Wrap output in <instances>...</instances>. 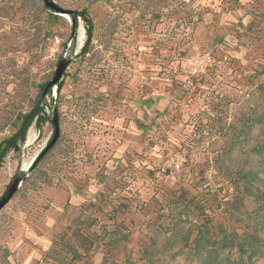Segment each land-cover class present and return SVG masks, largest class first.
Returning a JSON list of instances; mask_svg holds the SVG:
<instances>
[{
  "label": "rangeland",
  "instance_id": "1",
  "mask_svg": "<svg viewBox=\"0 0 264 264\" xmlns=\"http://www.w3.org/2000/svg\"><path fill=\"white\" fill-rule=\"evenodd\" d=\"M53 2L87 11L84 57L81 17L70 39V15L42 0H0V142L36 104L49 118L34 121L3 159L0 198L15 177L27 178L0 212V264H66L54 245L74 230L88 238L79 264L104 256L142 264L145 250L156 253L169 238L168 216L246 229L229 182L238 170H257L264 189V166L246 149L222 154L241 119L263 106L264 0ZM63 57L61 89L42 99ZM53 110L58 139L28 171L53 136Z\"/></svg>",
  "mask_w": 264,
  "mask_h": 264
},
{
  "label": "trees",
  "instance_id": "2",
  "mask_svg": "<svg viewBox=\"0 0 264 264\" xmlns=\"http://www.w3.org/2000/svg\"><path fill=\"white\" fill-rule=\"evenodd\" d=\"M71 17L75 19L81 17L86 25V41L78 54L84 57L89 52L93 26L86 10L72 12ZM44 88L45 86H41L42 92ZM60 89L61 85H57L56 91L58 92ZM261 92L264 93V89ZM43 113V110L36 104L29 112L19 117V126L15 133L0 142V168L6 153L18 151L19 146L25 142L27 131L34 121L35 123L49 121V118L43 116ZM252 113L253 115L241 119L242 124L239 132L229 138L222 155L231 159L233 150L246 149L248 150L246 154L254 156L258 163L264 166V101L260 112L253 111ZM255 127L258 128L259 133L251 136L250 131ZM48 151L36 160L33 164L34 167ZM235 175L234 181L229 182L231 184L230 189H232L230 204L233 210L243 218L241 222L245 223L246 229H242L241 232L235 230L227 232L220 225L212 226L208 222L199 223L197 220L193 221L194 219L188 217L187 220H182L181 216L177 218L168 216L167 218L171 219L168 223V231L171 232L169 238L156 253L145 250L138 261H141L142 264H165V259L170 262L184 256L196 264H257L258 262L264 264V189L260 186L259 172L257 170H238ZM248 200L254 204L251 211L245 209L244 203ZM241 208L244 210L242 211ZM251 220L252 224H249ZM87 243L88 238L81 239L74 230L69 235L67 233L62 234L59 242L54 246H59L60 250L65 252V256L69 255L70 258L66 264H74V262L79 264L86 257L84 244ZM157 254L159 256H156ZM109 255H111L110 251L107 252L106 256ZM101 264L113 263L108 262L104 256ZM121 264L138 263L127 258Z\"/></svg>",
  "mask_w": 264,
  "mask_h": 264
},
{
  "label": "water",
  "instance_id": "3",
  "mask_svg": "<svg viewBox=\"0 0 264 264\" xmlns=\"http://www.w3.org/2000/svg\"><path fill=\"white\" fill-rule=\"evenodd\" d=\"M42 2L44 4V6L47 9H49L50 11H52L55 15H58V16H64L66 14L70 15V18H71V20H70V23H71L70 39H72L74 37L76 31H77V28H78L77 19L71 17L70 11H66V10L58 7L53 2V0H42ZM69 64H70L69 58L67 59V58L63 57L58 61L56 71L54 74V78L45 86V88L42 92V99L45 98L47 96V94L49 92H51L52 88L57 85V83L60 81L63 73L68 68ZM50 122L54 128L53 136H52L51 140L48 142V144L44 147L42 152L38 156H36L35 158H33L31 160V162L29 163V165L26 168L28 171L31 169V167L36 162V160L42 154H44L46 151H48L55 144V142L58 139V136H59L58 115H57V112L55 110H53V112H52V116L50 117ZM26 178H27V174L24 173L12 181V183L9 185V187L6 190V192L4 193V195L0 198V212L10 202V200L12 199L14 194L18 191V189L20 188V186L22 185V183L25 181Z\"/></svg>",
  "mask_w": 264,
  "mask_h": 264
}]
</instances>
